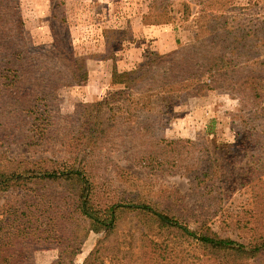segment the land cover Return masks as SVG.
<instances>
[{"label":"rangeland","instance_id":"1","mask_svg":"<svg viewBox=\"0 0 264 264\" xmlns=\"http://www.w3.org/2000/svg\"><path fill=\"white\" fill-rule=\"evenodd\" d=\"M170 1L175 7L181 2ZM17 3L15 14L23 23L25 46L31 52L48 54L53 43L51 28L54 29L60 40L69 39L74 52L85 58L88 79L80 85L58 88L50 103V136L29 147L23 144L24 136L32 135L34 125L41 121L33 120V108L27 106L17 119L13 112L16 106L7 99L12 92L0 84V169L4 170L12 167L10 162L21 159L33 162L41 157L60 160L67 157L62 144L67 133L73 135L80 128L77 119L80 105L100 101L116 89L111 83L114 68L118 72L130 71L150 51L168 53L189 39V34L176 25L154 24V0H17ZM219 3L220 10L228 11L227 15L237 14L236 27L240 31L250 32L239 45L222 49L227 59L238 61L237 85L244 81L242 92L214 87L203 95L182 94L168 106L164 118L149 121L152 134L148 136L158 140L152 164L139 160L141 156L135 158L134 154L148 148L133 149L138 143L132 144L133 138H127L121 133L122 127L117 126L108 142L95 148L96 158L88 171L94 179L92 203L98 211L116 202L146 203L176 216L192 230L209 231L248 244L260 235L264 238V0H219ZM212 11L209 7L210 15ZM8 28L12 34L16 33L14 27ZM109 30L115 32L108 33L107 39L105 31ZM27 99L24 97L23 102ZM6 101L7 105L3 103ZM43 110V106L38 107L35 113ZM28 185L58 197L64 192L73 193L70 186ZM22 191V187H17L0 192V219L5 218V208L13 204L9 202L20 197ZM57 217L62 219L63 215ZM75 218L73 215L67 219L70 224L67 233L77 231ZM78 218L87 231L89 220ZM118 218L115 231L120 233L119 244L131 243L135 252L150 255L157 250L153 244L172 231L138 211H122ZM20 220L19 217L17 221ZM100 237L92 232L87 235L74 264L84 262ZM190 249L191 246L177 242L175 254L188 263ZM27 250L34 264H52L59 254L58 244L53 241H34ZM209 259L199 253L196 263L224 264L219 258ZM178 261L181 260L173 257L169 263ZM105 264H109L107 260ZM256 264H264V256Z\"/></svg>","mask_w":264,"mask_h":264},{"label":"trees","instance_id":"2","mask_svg":"<svg viewBox=\"0 0 264 264\" xmlns=\"http://www.w3.org/2000/svg\"><path fill=\"white\" fill-rule=\"evenodd\" d=\"M154 2V24L176 25L177 29L189 34L188 41L168 53L150 51L146 59L130 71L118 72L114 68L111 83L116 89L100 101L80 105L82 109L77 118L80 128L73 135L67 133L62 144L67 157L61 160L41 157L33 162L21 159L10 162V169H0L1 193L10 188L23 189L20 197L9 202H13L12 205L5 206V218L0 219V264H34L30 262L27 250L34 241L58 244V258L52 264H74L75 256L90 232L101 237L82 264H105V260L109 264H170L173 257L181 260L177 264H197L199 253L210 259L219 258L224 264H256L264 256L261 235L243 244L209 231L192 230L176 216L146 203L116 202L100 211L93 207L94 179L88 168L96 158L95 148L108 142L117 126L122 127L121 133L127 138H133L132 144L138 143L133 149L148 148L134 154L135 158L141 156L139 160L152 164L158 140L148 136L152 134L149 121L158 122L164 118L168 106L182 94L203 95L214 87L242 92L240 88L244 81L237 85L240 81L238 61L222 54L223 48L232 49L243 37L250 36V32L236 27L237 14L227 15L228 11H221L219 0H196L195 4L181 0L177 7L170 0ZM12 3L15 6L11 9ZM209 7L213 10L211 15ZM18 8L17 0H0V84L7 87V92H12L7 99L16 106L13 108L16 118L27 106L33 108V120L41 121L34 125L32 135L24 136L26 142L23 144L29 147L39 145L50 136L49 109L58 88L86 82L88 70L85 58L74 52L71 41L60 40L59 33L52 28L53 43L49 53L31 52L24 44L21 17L15 14ZM8 27H14L16 33L12 34ZM112 32L115 30L105 31L107 39L108 33ZM24 97L28 98L25 102ZM3 103L7 105V101ZM41 106L43 112L35 113ZM28 183L35 188L41 185L70 186L73 193L64 192L58 197L38 192ZM130 210L149 215L160 223V227L172 230L161 242L153 244L157 250L151 251L150 255L149 252L133 251L131 243L119 244L120 233L115 231L118 217L122 211ZM17 212L19 216L15 217ZM57 215H63V218L59 219ZM73 215L76 216L74 229L77 231L67 233L70 228L67 219ZM19 217L21 220L17 221ZM78 217L89 220L87 231L80 225ZM177 242L191 246L187 252L190 262L185 263L183 257L175 254Z\"/></svg>","mask_w":264,"mask_h":264}]
</instances>
